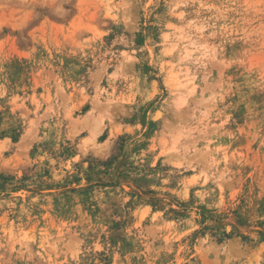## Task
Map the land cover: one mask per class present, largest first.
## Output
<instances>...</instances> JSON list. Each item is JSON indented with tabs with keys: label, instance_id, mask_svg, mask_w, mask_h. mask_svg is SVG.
<instances>
[{
	"label": "rangeland",
	"instance_id": "1",
	"mask_svg": "<svg viewBox=\"0 0 264 264\" xmlns=\"http://www.w3.org/2000/svg\"><path fill=\"white\" fill-rule=\"evenodd\" d=\"M0 264H264V0H0Z\"/></svg>",
	"mask_w": 264,
	"mask_h": 264
}]
</instances>
